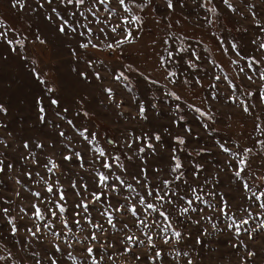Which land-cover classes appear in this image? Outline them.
Masks as SVG:
<instances>
[{
  "label": "rangeland",
  "instance_id": "rangeland-1",
  "mask_svg": "<svg viewBox=\"0 0 264 264\" xmlns=\"http://www.w3.org/2000/svg\"><path fill=\"white\" fill-rule=\"evenodd\" d=\"M21 2L24 3L22 9L19 6L13 7L12 0H0V20L15 30L8 33L9 38L23 39L25 42L24 48L17 45L15 52L7 43L0 42V104L7 109V114L0 112V141H2L0 142V160H3L5 165V172L0 173V182H2L0 183V197L12 201L11 204L0 203V208L8 207L10 209L9 215L16 217L18 227L24 223L29 226L33 224V220H30L28 216L21 219L18 206H23L30 212L35 198L17 183V179L33 191L47 196L44 184L42 182L34 183V181L38 179L36 173L45 179L52 175L47 173L43 167L48 157L60 165L52 179L59 178L60 183L67 190L65 195L69 207L77 199L70 186V180H75L79 184V177H83L89 184V188H94L91 177L86 171L89 168V155L83 142L80 141L66 120H62L56 114L58 111L62 112L63 108H67L69 111L62 114L73 119V123L77 127L84 125L90 131L94 130L101 146L106 149L112 148V145L105 144L106 140L111 139L116 141V144L121 148H125L127 154L132 156V160L125 159L123 151L119 154L129 173L138 172V166L142 164V160L138 156H133L131 149H126L123 142L129 138L130 133L135 136L144 133L151 136L153 133H158L161 136V141L154 142L158 155H147V163L144 165L148 168L149 179H152L153 182H155L152 174L153 168L162 167L163 171L160 175H165L168 171L167 165L173 146V136L180 135L188 141L185 146L186 151L201 146L210 148L212 155H205L202 161L205 172L195 182L199 183L205 176L210 177L216 173L219 179L216 189L225 194L232 209L235 211L239 205L244 203V193L240 190L239 184L233 182L234 178L229 169L224 167L228 154L218 152L211 136L214 135L226 145L235 146L238 144L242 148L252 147L253 141L257 138L264 139V136H260L259 132L254 131L256 123L264 127V103H261L256 96L244 95L248 91L256 92L262 82L256 80L255 83H251L243 77V74L239 78L233 79L238 68L236 65L229 66L228 61L229 58L237 59V57L233 55L230 47L228 55L218 50V43L211 33L214 32L224 39L226 45L229 41L235 42L242 54L251 52L254 48L252 41L258 36H264V33H261L255 26L256 20L253 19L246 5H255L252 11L256 13L258 21L264 24V0H230V3L238 9L236 13L229 11L221 0H213V5H209V7H217L218 14L207 13L199 6L200 0H196V2L183 0L184 7L180 6L179 0H173L174 11L168 10L165 0H152V4L143 13H140L144 18V24L139 33L133 31L135 40L118 47L115 51L107 48L94 49L91 46L85 50L79 47L80 42H87L85 37L58 32L57 23L59 21L51 11L53 7H56L65 18L72 19L67 16V11L59 4V0H53L52 5H49L47 0H21ZM113 4H115V0H113ZM48 15L52 16V20L47 19ZM104 15V13H100L101 19ZM205 15H209L213 19L214 23L211 27L203 19ZM89 18L91 19V17ZM80 19L81 22H85L82 18ZM112 23H117L115 16ZM169 24H171V28H169ZM89 27L93 29L90 38L95 44L103 46L116 39V36L107 28H105V31L108 32L107 39L99 32L100 27H104V25L93 23ZM3 30L0 29V31ZM79 31H86V29L81 28ZM170 32L201 40L203 43L197 47V54L201 55L202 61L207 58L214 59L223 66V73L238 85L236 91L238 99L235 102L223 99L221 95H216L215 100L206 102V104H211L210 114H214L215 130L212 133L206 131L199 122H193L190 110H186L189 112L186 123L192 129L190 134L185 132L183 124L180 127L173 124L177 114L172 111L170 104L164 102L165 92L176 91L185 96L189 102L195 103L196 106H201L200 101L207 93L203 89L196 88L194 90L187 85L184 90H181L168 84L165 80V71L158 62L160 57L166 56L163 41L168 39ZM41 40L44 43H41ZM171 42L170 40L169 43ZM73 50H75V54H73ZM89 60L92 61V67L88 66L87 61ZM99 61H103V63L101 64ZM202 61L197 63L211 71L212 66L202 63ZM243 63L241 61V64ZM125 65H132L149 75L151 79L158 80L159 84L149 86L140 77L126 73L130 76L132 87V91L129 92L124 87L129 81L114 80L113 71H111H121ZM94 70L100 73L101 80L95 79ZM176 70L186 71L189 76L192 73L190 69L178 68ZM195 71L201 76L205 75L200 68ZM82 72L87 74V80L80 75ZM215 72L220 74L221 67H216ZM37 74L40 79H37ZM172 79L177 78L173 77ZM210 82L208 79L202 81L205 89H208ZM215 83L219 85V91L223 96L226 97L230 94L227 82L221 84L217 81ZM165 84L167 87L162 88L161 86ZM49 88L54 89V92H49ZM105 88L112 89L114 94L112 99H109V96L104 92ZM209 91L214 90L209 89ZM51 98L59 100V108L50 103ZM241 101L250 106L252 116L242 111ZM140 103H143L147 109L144 113L146 118L139 115L138 105ZM118 104L119 107H117ZM151 104H155L156 107H151ZM41 105L45 109L43 121H41ZM252 105L255 107H251ZM81 109L87 111L89 116L76 117L73 115ZM204 110H208L207 107H204ZM254 117L259 119L254 120ZM202 119L210 126L212 125V121ZM60 131H64L66 136H71L72 139L67 140L60 137ZM196 136L200 137L199 141L194 139ZM25 142L29 145L28 149L24 148ZM38 144L43 147H37ZM64 144H69L85 157L83 169L79 167V162L75 157L72 162L64 161L62 153L69 154L65 151ZM135 147L136 144H133V148ZM30 153H34L36 163L32 159H25ZM179 154L182 158L185 157L184 152ZM144 155L141 154V156ZM249 156L254 157L250 161L252 171L264 176V153H260V146L256 145ZM184 163L187 165V159H184ZM8 164L12 165L11 170H8ZM26 172L32 173L31 179L25 174ZM125 178L131 180L130 175ZM188 178L192 180L190 175ZM132 182L135 183V181ZM17 192L20 193V196L16 195ZM205 199L211 200L207 196ZM43 207L44 205L41 204V208ZM251 210L255 215V209ZM257 220L251 222L252 227L256 226ZM206 227H208L210 235L200 237L205 241L203 246L195 245V236L199 235L198 226L190 224L187 229L192 234V239L185 241L182 247L190 251L193 264H244V261H247V264H264V229L253 233L252 239H249L247 234L241 235L240 239L247 245V249H245L242 246L232 247L238 241L231 232L216 231L208 225ZM218 227H223V225ZM111 231L114 230L110 229ZM86 234L81 233V236ZM17 236L23 242L25 232L21 230ZM5 237H7L6 240ZM100 238L102 240L109 239L108 236ZM0 240L7 244L8 250L13 256V260L0 261V264H34L31 252L38 251L43 255V248L49 246L47 241L44 246L34 242V247L28 251L22 250L23 244L19 247L14 246L7 221L2 217H0ZM48 240H51V237ZM111 242L116 246L109 248L108 252H119L122 246L117 243L116 239H112ZM160 246L164 247L162 244ZM248 250L255 252L256 255L248 257ZM133 251L142 259L136 260L129 253L126 256H119L116 260H108L106 256L105 260L107 264H147L143 259L147 249L133 248ZM0 255H7V250L0 247ZM74 255L82 257L83 248L80 245L76 246ZM69 264H74V262L69 261ZM172 264L175 262L173 261ZM179 264H186V259L181 258Z\"/></svg>",
  "mask_w": 264,
  "mask_h": 264
},
{
  "label": "snow or ice",
  "instance_id": "snow-or-ice-1",
  "mask_svg": "<svg viewBox=\"0 0 264 264\" xmlns=\"http://www.w3.org/2000/svg\"><path fill=\"white\" fill-rule=\"evenodd\" d=\"M221 2L227 6L229 11L233 13L238 11L230 3V0H221ZM47 3L52 5L53 0H47ZM165 3L169 11H174L173 0H165ZM179 3L181 7H184L183 0H179ZM59 4L65 8L67 16L72 19L65 18L56 7H53L51 11L59 21L57 23L58 32L85 37L87 42L79 43V47L82 49L87 50L91 46L94 49L103 50V48H107L115 51L118 47L135 40L133 31L139 33L144 24V18L140 13H143L152 4V0H115V4H113V0H59ZM209 5H213V0H200L199 6L205 9L207 13L218 14V8L209 7ZM12 6H19L22 9L24 3L21 0H12ZM246 7H248L253 19L256 20L255 26L259 28L261 33H264V24L258 21L256 13L252 11L255 5L249 4ZM100 13L105 14L103 19H101ZM114 16L117 19L115 24L112 23ZM80 18L85 22H81ZM47 19L52 20V16L48 15ZM203 19L209 27L214 23L209 15H205ZM93 23L104 25V27H100L99 32L106 39L108 32L105 31V28L113 33L116 39L103 46L93 43L90 38L93 29L89 27ZM122 25L123 27H121ZM81 28L86 29V31H79ZM169 28H171V24H169ZM0 29H4L0 31V42L7 43L13 52L17 50V45L24 48L23 39L9 38L8 33L15 30L6 25L3 20H0ZM211 35L215 37L218 43V50L228 55L230 47L233 55L237 57V59L229 58L228 61L229 66L236 65L238 68L233 79L239 78L243 74V77L251 83H255L256 80L262 82L256 92L248 91L244 95L256 96L261 103H264V36H258L252 41L254 48L251 52L242 54L235 42L229 41L226 45L224 39L216 33L213 32ZM170 40L171 43H169ZM40 42L44 43L43 40ZM163 43L165 44L166 56L160 57L158 63L165 71L164 78L167 83L181 90H184L187 85L194 90L196 88L203 89L207 93L200 101L201 106H196L195 103L189 102L185 96L176 91L165 92L164 102L170 104L172 111L177 114L173 124L177 127L183 124L185 132L190 134L192 129L186 123V117L189 115L186 110H190L193 122H199L209 133L214 132V114H210L211 104H206V102L215 100L216 95H221V98L235 102L238 99L236 96L238 85L223 73V66L214 59L207 58L202 61L201 55L197 54V47L203 43L201 40L170 32L168 39H165ZM73 54H75V50H73ZM24 58L27 59V57ZM198 61L212 66V70L209 71L202 67L201 64L197 63ZM241 61L244 63L241 64ZM87 63L89 67H92L91 60ZM99 63L102 64L103 61H99ZM216 67H221L220 74L215 72ZM178 68L192 70L191 76L186 71H177ZM197 68H200L205 75H199L195 71ZM111 71H113L114 80L129 81L124 85L129 92L132 91V87L130 76L126 73L140 77L146 85L159 84L158 80L151 79L149 75L132 65H125L124 69L118 72L116 70ZM80 75L85 80L88 79L86 73L82 72ZM93 76L97 80L102 79L100 73L95 70ZM173 77L177 79H172ZM37 79H40L39 74H37ZM204 79L211 81L208 89L204 88L202 83ZM217 81L221 84L227 82L229 95L223 96L219 91V85L215 83ZM41 82L43 83V81ZM161 87L166 88L167 84ZM209 89L214 91H209ZM48 91L54 92V89L49 88ZM104 92L109 96V99L113 98L114 94L111 88H105ZM50 103L57 108L60 106L59 100L55 98H51ZM150 106L156 107L155 104ZM204 107H207L208 110H204ZM251 107L254 108L255 105ZM241 108L249 116L253 115L250 106L243 101H241ZM138 110L139 115L146 118L144 113L147 109L143 103L138 105ZM44 111L45 109L41 105V121L44 119ZM68 111L67 108H63L62 112L58 111L56 114L62 120H66L80 141L83 142L89 155V168L86 171L91 177L94 188L90 189L83 177H79V184L75 180H70V186L77 199L69 207L65 195L67 190L60 183L59 178L52 179L60 165L48 157L43 167L47 173L52 175L45 179L36 173L38 179L34 181V183L42 182L44 184V191L48 194L47 196H42L40 192L33 191L17 179V183L29 191L35 201H39L32 203L30 212L23 206H18L21 219L28 216L30 220H33V224L29 226L24 223L18 227L16 217L9 215L10 209L8 207L0 208V217L7 221L14 246L19 247L23 244L22 250L28 251L34 247V242L41 246H44L46 241L48 242L49 246L43 248V255L38 251L31 252L34 264H69V261L74 262V264H107L106 256L108 260H116L119 256H126L129 253L136 260H141L142 257L137 255L133 248L147 249L143 256L147 264H172L173 261L175 264H179L181 258L186 259V264H193L190 251L182 247L185 241L192 239V234L187 231L190 224L198 226L199 235L195 236V245L203 246L205 244V241L201 240L200 237L210 235L208 227H206L208 225L216 231L227 230L231 232L238 241L232 247L242 246L245 249H247V245L240 239L241 235L247 234L248 238L252 239L253 233L264 229V176L252 171L250 161L254 157L249 156L256 145L260 146V153H264V139L257 138L253 141L252 147L242 148L238 144L235 146L226 145L214 135L211 136L218 152L228 154L224 167L229 169L234 178L233 182L238 183L240 190L244 193V203L234 211L225 194L216 189L219 183L216 173L210 177L205 176L199 183L195 182L205 172L202 161L205 155H212L210 148L201 146L186 151L185 146L188 141L183 136H173V146L167 165L168 171L165 175H160L163 168H153L152 174L155 180L153 182L152 179H149V170L144 165L147 163V155H158L156 143H154L161 141V136L158 133H153L151 136L147 133L140 136L130 133L129 138L123 142L126 149H131L133 156H138L142 160V164L138 166L139 171L129 173L119 154L123 151L124 158L131 161L132 156L127 154L125 148H121L116 144V141L111 139L106 140L105 144L112 145V148L106 149L101 146L94 130L90 131L84 125L77 127L73 123V119L62 114L68 113ZM0 112L7 114V109L2 104H0ZM73 115L88 117L89 113L81 109ZM202 118L212 121V125L204 122ZM258 119V117H254V120ZM254 131L259 132L260 136H264V127L259 123L255 124ZM59 136L67 140L72 139L71 136H66L64 131H60ZM194 139L199 141L200 137L196 136ZM133 144H136L135 148H133ZM28 147L29 145L25 142L24 148L28 149ZM37 147L42 148L43 145L38 144ZM63 147L69 153L67 155L62 153L64 161L72 162L73 157H75L76 161L79 162V167L83 169L85 157L75 148L70 147L69 144H64ZM181 152L185 153L184 158L179 154ZM141 154L145 155L141 156ZM25 159H32L36 163L34 153H30ZM184 159H187V165L184 163ZM7 168L11 170L12 165L8 164ZM4 172V161L0 160V173ZM25 174L31 179V172ZM129 175L131 180L125 178ZM189 175L192 180H189ZM16 195L20 196V193L17 192ZM205 196L210 197L211 200L205 199ZM0 203L11 204L12 201L0 197ZM41 204L44 205L43 208H41ZM253 208L255 215L251 210ZM253 220H257L255 227L251 226ZM219 225H223V227H218ZM110 229L114 231L110 232ZM21 230L25 232L23 242L17 236ZM81 233L87 234L81 236ZM103 236H108L109 239L102 240L100 237ZM49 237L51 240H48ZM4 239L6 240L7 237ZM112 239H116L117 243L122 246L119 252H108L109 248L116 246L111 242ZM161 244L164 247H161ZM77 245L83 248L82 257L74 255ZM0 247L7 250V255H0V261L13 260L11 251L8 250L7 244L2 240H0ZM247 255L253 257L256 253L248 250ZM244 264H247V261H244Z\"/></svg>",
  "mask_w": 264,
  "mask_h": 264
}]
</instances>
